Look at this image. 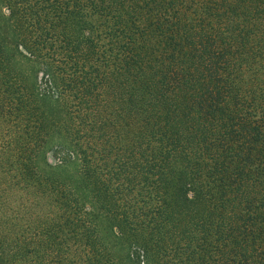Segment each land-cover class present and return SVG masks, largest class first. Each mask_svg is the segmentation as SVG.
<instances>
[{
  "label": "trees",
  "instance_id": "trees-1",
  "mask_svg": "<svg viewBox=\"0 0 264 264\" xmlns=\"http://www.w3.org/2000/svg\"><path fill=\"white\" fill-rule=\"evenodd\" d=\"M0 121V264H264V0H0Z\"/></svg>",
  "mask_w": 264,
  "mask_h": 264
},
{
  "label": "rangeland",
  "instance_id": "rangeland-1",
  "mask_svg": "<svg viewBox=\"0 0 264 264\" xmlns=\"http://www.w3.org/2000/svg\"><path fill=\"white\" fill-rule=\"evenodd\" d=\"M2 125H5V123H3L2 121H0V129L3 128ZM6 140H8V139H6ZM3 142H4V141H2V143H3ZM100 225H102L103 228H106V225H105L104 223L100 222ZM103 228H102V229H103ZM103 234H104V233H103Z\"/></svg>",
  "mask_w": 264,
  "mask_h": 264
}]
</instances>
